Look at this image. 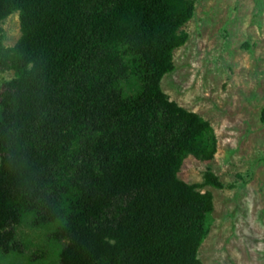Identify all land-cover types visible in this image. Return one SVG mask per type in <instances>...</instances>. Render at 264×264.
<instances>
[{
  "label": "trees",
  "instance_id": "obj_1",
  "mask_svg": "<svg viewBox=\"0 0 264 264\" xmlns=\"http://www.w3.org/2000/svg\"><path fill=\"white\" fill-rule=\"evenodd\" d=\"M197 0H0V252L52 226L58 264H202L213 195L178 178L210 161L211 124L162 78ZM18 13L21 36L3 44ZM264 124V107L260 112Z\"/></svg>",
  "mask_w": 264,
  "mask_h": 264
},
{
  "label": "rangeland",
  "instance_id": "obj_2",
  "mask_svg": "<svg viewBox=\"0 0 264 264\" xmlns=\"http://www.w3.org/2000/svg\"><path fill=\"white\" fill-rule=\"evenodd\" d=\"M3 44L20 38L18 13L1 26ZM186 43L173 54L174 69L160 83L169 100L208 121L217 138L210 161L187 157L178 178L200 184L210 171L222 187L213 195L202 264H264V0H197L184 26ZM12 72L0 74V93ZM52 226L18 230L21 250L0 252V264H58L63 249Z\"/></svg>",
  "mask_w": 264,
  "mask_h": 264
}]
</instances>
